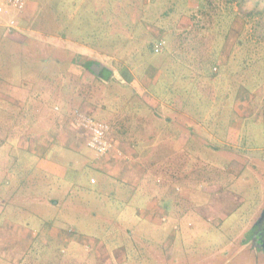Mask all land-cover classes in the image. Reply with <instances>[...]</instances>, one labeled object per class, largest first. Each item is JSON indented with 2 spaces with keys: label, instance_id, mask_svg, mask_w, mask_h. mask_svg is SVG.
I'll use <instances>...</instances> for the list:
<instances>
[{
  "label": "crops",
  "instance_id": "0c3cea01",
  "mask_svg": "<svg viewBox=\"0 0 264 264\" xmlns=\"http://www.w3.org/2000/svg\"><path fill=\"white\" fill-rule=\"evenodd\" d=\"M194 8L198 9V6L189 2L187 13ZM39 11L37 4L28 2L26 10L17 15L19 29L22 30L21 45L29 44L27 38L33 33L26 24L31 23ZM53 14L59 15L58 12ZM166 15L162 14L164 18ZM4 18L0 17V27H3ZM182 20L184 25L179 22L170 25V28L166 26L165 34L194 28L189 19L183 17ZM200 27L215 34L191 35L188 40L169 41L164 54H157L149 65L146 62L142 71L135 66L133 58L127 59L133 54L137 55V50L123 52L120 48L110 53L100 46L89 49L91 45L85 41L60 40L58 36H52L51 43L56 48L50 47L52 55L48 57L49 60L43 59L47 65L55 64L52 75H32L36 68L33 66L36 57L14 58L20 65L24 63L27 71L21 68L20 75L14 74L21 77L11 79L13 83H0V112L5 122H0V128L11 129L0 139V153L6 149L4 155L9 160L0 174L5 177V183L9 181L13 184L12 189L0 198V201H4L0 205V218L3 217L0 219L2 263L21 264L23 257L40 244L57 241L76 245L81 239L86 243H83V247L89 257L94 250L100 251L96 253L99 257L104 250V234L98 238L92 234L86 235L79 231H85L82 227L76 231L68 223L69 217L73 218L76 212L86 214L89 219H99L90 205V195L96 199V196L100 197L99 192L106 191L111 198L124 202L123 208L137 201L135 208L138 217L148 226L152 224L158 227L167 222L166 219L160 221L159 210L166 209L170 197L176 194L171 179L164 184L167 186H160L157 181L196 174V171L209 176L208 180L213 185L211 199H215L218 222L230 218L234 222L240 209L237 205L244 206L243 199L241 203H235L231 197L221 196L217 192L220 187L217 186L216 176L219 169L224 167L227 181H231L233 175L242 176L245 181H250L256 175L264 176V145L247 146L244 138L245 129L252 125H260L264 138V79L255 83L252 74H245L243 67L235 69L232 66L233 62H238L233 54L239 35L246 27L244 22L238 25L234 22L226 29L215 24ZM201 32L205 33L202 29ZM218 32H227L226 39ZM235 32L239 34L235 36ZM146 33L148 39L153 37L156 40L155 44L151 40L147 42L151 45L149 54H155V45L164 40V30L150 29L148 26ZM173 44L179 56L172 54L171 48L175 49ZM218 45L222 47L221 53L214 51ZM62 46L65 47V55L57 49ZM209 51L213 56L203 54ZM95 54L98 56L95 57ZM111 63L115 67L107 65ZM85 64H91V71L85 68ZM95 67L100 68L99 74L92 70ZM40 77L58 82L50 83V86H46L49 88L43 90L40 89ZM112 81L116 82L115 89L109 87ZM60 88L62 91L58 90ZM107 98L110 100L107 101ZM76 110L92 115L102 111L109 116L100 122L110 126L114 149L104 159H96L88 147V133L76 127L73 118ZM203 150L222 156L226 166L217 169L209 162L210 158L205 162L197 158V153L201 154ZM193 151L197 152L195 158L190 155ZM191 159L194 170L188 173L180 171L183 164L187 167ZM197 160L204 164L202 168L197 166ZM190 170L185 168L184 171ZM85 176H89L91 185H98L103 179L109 188L99 192L86 188L82 183ZM140 193L144 196L142 200L137 199ZM5 194L14 198L8 201ZM33 204L41 205L47 211L46 216L42 215L41 210L33 213L37 217L49 218L48 221L42 218L40 227L20 225L15 216L11 217V214L17 215V207L29 209L34 208ZM211 206L212 201L205 209L210 210ZM263 209L264 199L252 217H248L247 223L253 224L259 216L264 218V214L260 215ZM206 217L208 219L209 215ZM100 220L102 222L97 224L100 230H96L99 233L107 228L106 232L109 233L117 222L111 216ZM212 227L218 228L217 231L224 230L218 224ZM239 230L231 239L241 241V247L245 248L248 244L246 241L253 239L254 232L251 234L246 226ZM115 231L113 229L109 234ZM79 233H82L80 239L77 237ZM181 233L185 234L183 231ZM246 235L250 236L245 238ZM113 254L118 264H126L123 257L126 253L114 251ZM108 255L106 252L105 256ZM143 255L141 253L144 264L149 261L154 263V257L158 258L155 253ZM111 259L114 261V257ZM170 259L171 255H167L159 260L165 264ZM91 260L89 258L87 261L93 264Z\"/></svg>",
  "mask_w": 264,
  "mask_h": 264
},
{
  "label": "rangeland",
  "instance_id": "374dc122",
  "mask_svg": "<svg viewBox=\"0 0 264 264\" xmlns=\"http://www.w3.org/2000/svg\"><path fill=\"white\" fill-rule=\"evenodd\" d=\"M28 2L33 5L37 4L38 9H40L35 18L36 20L34 19L35 21L33 20L28 26L30 32L33 33L29 36V39L27 38L29 44H20V42L23 41L20 34L22 32V30H20L21 28L11 37L5 34L3 27H0L1 84L4 82L13 83L11 79L17 78L22 73L21 68H23L25 72L27 71L24 63L20 65V63L15 62V57H19L20 59L21 57L22 59L28 57L37 58L33 65L36 67L32 73L33 76L41 73H46L43 74L44 77L52 75L53 72H55V64L49 63L47 65L43 62V59L49 60L48 57L52 55L50 53V47L56 48V45L51 43L52 36H58L60 40H62V38L73 40L74 34L70 32L74 30L72 22H81L83 16H80L79 13L82 12L83 9L90 15V24L88 28H90L91 34L86 35L85 38V42L91 45L89 49H92V46H100L110 53H114L120 48H122L123 52L137 50V55L133 54V56H129L127 59L133 58V60L136 61L135 66L139 71H142V68L146 66V62H148L149 65L150 62L157 58V54H149L151 45H148L147 42L151 40L153 44H155L156 40L153 37L151 39L147 38V27L149 26L150 29L160 28L164 30L163 38L165 39L167 34H165L166 26H170V21L174 20L173 16L182 17L187 10L186 6L189 2L193 5L198 4V0H29ZM203 6L205 10H202L203 12L201 11V13L196 16L197 18L195 17L197 26L210 23L219 27L223 24L224 29H226L225 27H227V25L234 24V22H236L237 25L244 22L246 27L243 32L240 33L239 38H260L264 41V0H203ZM55 9L60 12L61 16L53 17ZM166 10L168 12L171 11L173 15H170L171 18L167 20L162 16ZM190 12L197 13L198 11L194 8L190 9ZM92 16L94 20L91 19ZM99 29L102 31L98 34ZM51 30L53 32H51ZM66 30L69 32L66 33ZM236 30L239 31V29ZM93 31L97 32V34ZM76 32L85 34L86 29L83 28ZM198 34L199 33L193 35V37ZM238 34L239 32L234 33L235 36ZM82 38H78L76 41L81 42ZM250 47L252 48L251 56L254 59L245 62L243 59L244 55L239 54L241 61L233 62L232 66L235 69L239 68L240 64L247 67L245 74H252V81L255 80L256 83L264 79V63L260 64L256 60L259 57H264V45L261 46L259 51L255 50L254 45ZM173 48L175 49L171 48V51L177 50L175 44H173ZM57 49L60 51V54L65 55L64 46ZM95 49H98V47H95ZM164 51L165 49L163 53ZM167 52L169 53V51ZM96 56L98 55L95 54V57ZM76 57L79 56L76 55ZM41 64L45 65L41 66ZM107 65L115 67L114 63ZM41 77L39 78L41 84L40 89L43 90H45L44 88H49L46 86H50V83L56 84L58 82L56 80L43 79ZM3 79H5V81H3ZM17 80L19 81V79ZM19 82L21 83V81ZM115 83V81H112L109 87L115 89L113 88L116 87ZM255 83L253 87H255ZM91 87H94V85ZM58 90L62 91L61 88ZM109 100L110 98H107V101ZM76 111L83 112L96 121L99 119V122L109 117L106 112L102 111H98L96 115H92V113L88 114L82 110ZM0 122L5 123L1 112ZM259 126L260 125H252L245 129L244 138L247 146L254 147L261 144L264 145L263 129ZM10 130L11 129L0 128V139H3L4 133H9ZM6 152L5 149L0 153V170L9 163V160L5 158L6 155H4ZM196 153L197 152L194 151L190 152L192 158H195ZM197 158L202 159L203 162H205L207 158H210L209 162H212L217 169L226 166V161L223 157L216 155L212 151L203 150V153H197ZM193 164V159L188 160L187 167L186 164H183V168L180 169V171L185 173L192 172L194 170L192 168ZM202 165L204 164L197 160V166L202 168ZM185 168H190L192 170L184 171ZM223 169H219V174L216 176L217 186L219 185L220 187V191L217 192H219L221 196L224 194L223 197H231L235 203H241V199H243L242 203H244L242 207L237 205L240 209L234 222L231 218L225 219L222 223L218 222L219 220L216 215L217 207L214 202L215 199H211L213 195L211 190L213 185L208 180L209 176L206 177L204 174H200L201 171H196V174L191 173L187 176L183 174L179 177H170L167 181L162 179L157 181V184L162 186L168 184L169 179H171V183H173L172 187L176 194L170 197L166 209L162 211L159 210L158 216L160 217V221L161 219H166L167 222L159 224L158 227L152 224L148 226L147 223L143 222V220L138 217L135 208L137 201L123 208L125 206L124 202L116 198H111L106 191H98L109 188V185L104 184L103 179L98 185H91L89 176H85L82 181L84 186L86 188H93L100 193L101 198L95 195V199L93 195H90L92 198L90 205L94 207L97 213H93L99 216V219L91 217L90 220L86 214L76 212L73 218L69 217L68 223L74 226L76 231H78L77 228L82 227L85 231H79L86 235L92 234L94 237L98 238V236L104 234L106 240H102L104 250L101 252V256L98 257L96 254L100 251L96 252V250H94L91 251V256L89 257V254L85 252L83 247L86 243L81 239L80 243L76 245L53 242L48 245L50 246L49 248H42L43 245L40 244L39 247L36 246L32 248V250L43 253L42 256L40 255L41 261L37 257L35 261H28L26 259L22 264H90L87 261L89 258H92L91 263L93 264H114L115 262L118 264L116 256L113 254L114 251L126 253L123 255L127 261L126 264H144L145 261L143 262L141 253L144 254L143 256L155 253L159 259H164L165 256L171 255L172 259L165 264H264V250L254 243L253 239L246 241L248 244L244 246L245 248L241 247V241H233L231 239L232 236L239 232V229L244 226L248 228L251 234L260 228L264 230V218L259 216L253 224L250 222L247 223L246 221L252 217V213H254L263 202L264 176L259 177L256 175L251 177L250 181H245L242 176L233 175V179L227 181L225 177L227 170L223 171ZM246 173H248V171ZM5 180V177H2L0 174V198L5 192H9L13 186L9 181H7L9 183L6 182V184ZM214 189H217V187H214ZM85 194L89 196L87 193ZM16 195L17 194H15V196ZM4 197L8 201H11L9 198H14V196L8 194H5ZM137 199L142 200L144 196L140 193ZM211 201V209H205ZM3 202L4 201H0V205H3ZM32 206L34 208L23 209L20 208V206L17 207V215L11 214V217L15 216L20 225L29 226L30 228L40 227L41 219H44V217L34 216L33 213L41 210L42 215L46 216L47 211L41 205L33 204ZM9 209L10 207H8V210ZM263 213L264 209L260 212V215ZM156 214L157 213H155V215ZM208 215L209 217L207 219L206 216ZM107 216H111V219L112 217L116 219V225L112 226L113 228L111 229V231L113 229H116V231L109 234L111 231L109 233L106 232L108 231L107 228L104 232H97L100 230L97 226L101 221L100 219L104 220ZM249 216L250 218H248ZM181 217L184 219H181ZM0 219H3V217ZM44 220L48 221L49 218ZM259 222L261 224H259ZM214 224L221 226V229H224L222 230L223 232L217 231L219 230L218 228H213L212 226ZM249 224L251 225L249 226ZM179 229L181 230L179 231ZM128 231H131V233L128 234ZM142 231L147 233H142ZM182 231L185 232V234H182ZM80 236H82V233L77 235L79 239ZM248 236L250 235H246L245 238ZM78 241L79 240H77V242ZM240 248L242 249L241 251ZM106 252L109 254L108 256H105ZM113 257L114 261L111 259ZM154 258L156 260L155 264L162 263V260L160 261L158 258ZM146 264L153 263L149 261Z\"/></svg>",
  "mask_w": 264,
  "mask_h": 264
},
{
  "label": "trees",
  "instance_id": "16d2710c",
  "mask_svg": "<svg viewBox=\"0 0 264 264\" xmlns=\"http://www.w3.org/2000/svg\"><path fill=\"white\" fill-rule=\"evenodd\" d=\"M48 1V0H47ZM50 1V0H49ZM188 4V3H187ZM198 6V9H197V13H187V10L184 12V14H183V17H186V19H189V23H190V25H192V26H194V28L192 27V29H186V30H182L181 32H178V31H173V32H171V33H167L166 34V37H165V39L163 40V41H161V43H163V50L164 49H166V47H167V44H168V42L170 41V42H176L178 39H186V40H188L189 38H190V36L191 35H196L197 33H199V34H215V33H209L208 31L209 30H206V29H204L203 27L201 28L200 26H197L196 25V23H195V21H196V19H195V17L196 16H198V14L199 13H201V11L202 10H205L204 9V6H203V0H198V4L196 5V7ZM55 12H58L59 13V15L58 16H61L60 15V12L57 10V9H55L54 10ZM203 12V11H202ZM80 14V16H83V18H82V20H81V22L79 23V21H76V22H72V26H73V28H74V30H71L70 32H71V34H74V36H73V40H78V38H82V41H85V38H86V35H88V34H91V32H90V28H88V25L90 24V15L89 14H87L86 12H80L79 13ZM165 14H167L166 16H165V19L167 20V19H170L171 18V16L170 15H172V12L171 11H167L166 10V12H165ZM58 16H56V15H54L53 17H58ZM173 16V15H172ZM183 17H181V16H176V17H174L173 16V18H174V20H172V21H170V25H174V24H176V23H179L180 22V24L181 25H184L183 24V20H182V18ZM197 18V17H196ZM91 19L92 20H94V18H93V16L91 17ZM164 19V20H165ZM36 20V19H35ZM34 20V21H35ZM183 21V22H182ZM31 23H28V24H26V27L27 28H29L28 26L30 25ZM168 24H169V22H168ZM210 24V23H209ZM168 27L170 28V26L168 25ZM220 28H222L223 27V24H221L220 26H219ZM83 28H85L86 29V33L85 34H82V33H77L76 31L77 30H82ZM201 29L205 32V33H203V32H201ZM61 31H64V30H61ZM102 31V30H101ZM101 31H100V29H99V32H98V34L99 33H101ZM51 32H53L52 30H51ZM69 31L68 30H66V33H68ZM94 33H96L97 34V32H95V31H93ZM217 34H220L221 36H224V39H226V34H227V32H218ZM77 37V38H76ZM30 37H28V39H29ZM87 43V42H86ZM87 44H89V43H87ZM90 45V44H89ZM252 45H254V47H255V50L256 51H259V49H261V46L262 45H264V41H262L260 38H238V43H237V46H236V51H235V53L233 54V56L236 58V60H238V61H241V59H240V57H239V54H242V55H244V61L245 62H247V61H251V60H253L254 58H252V56H251V54H252V48L250 47V46H252ZM1 46V45H0ZM156 46V45H155ZM253 47V48H254ZM163 50L161 51V53H160V55L163 53ZM214 51L215 52H218V53H221V51H222V47H221V45L219 46H217V48L216 49H214ZM154 52H155V49H154ZM177 51L176 50H172V54H175ZM260 53V52H259ZM155 54H159V53H156L155 52ZM164 54V53H163ZM203 54H206V55H208V56H213V54H211L210 53V51H209V53H203ZM232 55V54H231ZM174 56H179V54L178 53H176ZM260 64L262 63H264V57H259L258 59H256ZM43 61V60H42ZM45 64H41V66H44ZM85 66V68H87L88 70H90V66H91V64H85L84 65ZM240 66L241 67H243L244 68V70H247V67H244V66H242V64H240ZM245 66H247V65H245ZM91 71V70H90ZM109 70H107L106 72H108ZM167 178H170V177H167ZM129 233H131V231H128V234ZM148 235V234H147ZM53 242H57V241H53ZM52 242V243H53ZM52 243H50V244H52ZM58 244L60 243V242H57ZM49 244H45V245H43V247L42 248H49L50 246H48ZM40 245H38L37 247H39ZM42 254L43 253H40V252H35L34 250H31V252L27 255V256H25V257H23V260L22 261H20V263L22 264V262L24 261L25 262V260L27 259L28 261L29 260H33V261H35L36 259H37V257L40 259V261H41V257H40V255L42 256ZM29 255H33V256H29ZM29 256V257H28ZM0 263L1 264H4V263H2L1 261H0ZM37 263V262H36ZM40 263V262H39ZM41 264V263H40ZM153 264H155V262L153 263Z\"/></svg>",
  "mask_w": 264,
  "mask_h": 264
},
{
  "label": "built area",
  "instance_id": "2783aa9c",
  "mask_svg": "<svg viewBox=\"0 0 264 264\" xmlns=\"http://www.w3.org/2000/svg\"><path fill=\"white\" fill-rule=\"evenodd\" d=\"M28 5V0H0V17L4 18L2 25L5 34L14 36L19 30L17 15L22 14ZM15 12L16 15H12ZM163 43L155 46V52L161 53ZM74 122L77 128L86 131L89 135L88 147L95 154L96 159H104L114 149V143L110 138L111 128L108 124L94 120L89 115L75 111Z\"/></svg>",
  "mask_w": 264,
  "mask_h": 264
},
{
  "label": "flooded vegetation",
  "instance_id": "af4514ba",
  "mask_svg": "<svg viewBox=\"0 0 264 264\" xmlns=\"http://www.w3.org/2000/svg\"><path fill=\"white\" fill-rule=\"evenodd\" d=\"M259 224H261V223L259 222ZM253 242L256 243L257 245H259L261 247V249L264 250V230L262 228H260L256 232H254Z\"/></svg>",
  "mask_w": 264,
  "mask_h": 264
},
{
  "label": "water",
  "instance_id": "95a60500",
  "mask_svg": "<svg viewBox=\"0 0 264 264\" xmlns=\"http://www.w3.org/2000/svg\"><path fill=\"white\" fill-rule=\"evenodd\" d=\"M92 70H93V71H94L96 74H99V72H98V71L100 70V68H98V67H95V68H93ZM263 214H264V213H263Z\"/></svg>",
  "mask_w": 264,
  "mask_h": 264
}]
</instances>
